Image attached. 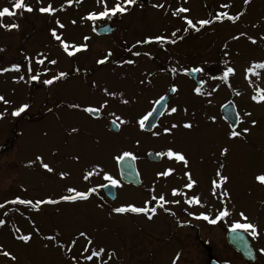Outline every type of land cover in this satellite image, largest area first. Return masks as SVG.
<instances>
[{"label": "rangeland", "instance_id": "rangeland-1", "mask_svg": "<svg viewBox=\"0 0 264 264\" xmlns=\"http://www.w3.org/2000/svg\"><path fill=\"white\" fill-rule=\"evenodd\" d=\"M25 2L33 7V12H18L13 18H3V23L14 22L19 28L12 31L0 29V48L4 49L0 52V68H11L18 63L20 50H23V56L28 54L33 57L38 53V58L46 57L45 64L38 65L37 70L31 65L33 74L43 73L35 83L37 90L34 94L38 101L48 94V89L42 90L43 80L49 77V69L54 65L48 64L47 61H62L59 42L49 38L50 30L56 28L57 19L65 26L63 29H57V33L64 40L76 45L87 44L88 51L75 55L77 59L82 57L81 60L93 64L102 58L103 51L116 49L117 44L114 45L113 42L120 45L126 39L125 41L133 46L137 41L149 37L167 36L170 31L167 30L168 26L172 30L180 26L183 48L194 50V54L190 53L191 56L184 54L185 60L189 57L186 61H190L194 55L193 59L204 63L206 74L212 77L205 80L202 88L204 95H197L193 85L179 78L177 82L180 92L171 102L177 112L159 119L155 130L145 134L137 120L145 114L149 100L164 91L167 80L161 78L141 81L139 77L133 78V73L125 66L115 82L105 80L102 83L104 89L116 93L115 98L110 97L111 101L107 102L105 109L126 121L120 125L118 133L113 134L108 130L107 122L114 119L113 115L92 120L82 113H70L62 119L63 130L66 128L65 136L56 120L47 114V108L42 112V115H45L35 122L25 123L26 121L20 119V115L13 116L12 112L18 110L23 101H26V82L29 76L22 66L20 72L9 71L0 74V96L8 101L7 104L0 102V145L6 143L8 133L15 143L9 152L4 150L0 153V174L9 172L18 179L20 187L16 189L17 197L32 201L58 199L60 195L65 194V189L69 186L86 191L89 187L107 183L108 181L103 179L105 172L117 179L115 158L124 151H129L139 158L149 149L161 152L173 149L186 157L188 165L185 168L181 163L173 161L177 163L175 171L178 176L167 183L179 185L178 191L182 195L199 197L202 206L195 207L194 215L205 213L214 218L221 208L226 207L230 215L224 219L227 226L231 227L239 220V213L243 212L261 232V236L254 240L255 245L259 249L264 248V186L255 180L256 175L264 173V102L255 103L250 99L255 87L264 89V69L256 70L260 73L259 79L253 75L245 79L246 68L254 62H264V39H261L264 37V0H250L248 5H245L243 0H138L123 16L118 14L108 18L115 23V31L110 37H98L93 31L95 23L82 20L89 12L102 10L96 0H81L80 3L73 0L71 6L67 5L66 0ZM113 2L114 0H108L109 6ZM11 3L12 0H0V9L11 8ZM48 3L58 9L53 16L41 14L36 10ZM161 3L164 8L152 7L153 4ZM221 4H230L231 7L221 9ZM61 6L62 11L59 10ZM181 6L189 9V12L181 15L194 22L199 19H213L214 14L219 11L243 15L235 23L224 20L206 25L198 32H183L184 22L171 15L175 8ZM72 21H75V24ZM85 36L89 37L87 41L84 40ZM234 36L239 39H233ZM248 37H252L257 43L252 44ZM154 44L136 45L137 51H151L156 46ZM21 57L22 54L19 59ZM131 60L135 61L131 68L150 69V65L140 58L135 60L133 56ZM226 67L235 69V74L229 76L227 84L220 79ZM44 69H47L46 73ZM20 75L25 77L24 81L14 82ZM249 81L252 86H249ZM213 88H216V91H212ZM209 92L210 96L207 95ZM237 92L240 95H237ZM187 97L191 99L187 100ZM123 100L128 103H123ZM226 102L235 105L240 118L236 130L249 129L242 138H228L230 129L220 116V108ZM245 112L251 115L245 116ZM252 121L256 122L255 126ZM173 123L178 127L165 134L163 129ZM183 123H191L192 127L185 129L182 127ZM73 129L76 131L73 132ZM222 148L228 149L226 156L220 155ZM38 155L44 163L53 168L52 173L42 169L39 162H36ZM30 161L33 162L31 165ZM218 164L223 167L218 168ZM9 165H15L16 170H6ZM138 166L144 180L153 182L152 173L155 167L148 166L142 160L138 161ZM94 168L100 169V173L84 181L83 174ZM218 170L228 178L216 190L217 193H229L228 197L223 198V204L221 199L213 196L211 192V182L219 179L216 176ZM185 171L196 181L192 189L185 187ZM61 172L68 173L65 179H60ZM1 178L3 182L9 179L8 176ZM2 190L3 184H0V193ZM116 194V201L111 206L113 209L129 204L143 206L147 200L140 190L120 183ZM113 209L105 210L97 206L96 202L90 201L43 204L39 211L24 205H16L12 209L2 211L0 209V219L6 221V224L0 227V248L16 256L15 262L0 256V264H72L71 258H80V252L86 243L78 236L80 232L90 236L93 245L115 253L109 264H172L173 259L184 247L177 239L185 231L175 224L178 218L176 214L157 213L148 220L142 214H117ZM16 228L21 230L20 234H31L32 239L28 244L14 238ZM57 233V241L69 246L71 240L76 238V244L70 252L57 247L56 241L44 239L45 236ZM193 260L194 264H206L201 257H179L176 264H192ZM81 264H84L82 259Z\"/></svg>", "mask_w": 264, "mask_h": 264}, {"label": "flooded vegetation", "instance_id": "flooded-vegetation-1", "mask_svg": "<svg viewBox=\"0 0 264 264\" xmlns=\"http://www.w3.org/2000/svg\"><path fill=\"white\" fill-rule=\"evenodd\" d=\"M177 29H180V26H178L175 30ZM167 30H170L168 35H170L172 31H175L172 30V28H170L169 26ZM181 33V31L177 32V42L175 44H164L163 46H161L155 43V48L151 51H147L151 54V58L143 55L136 57L132 55V53L136 52L138 47H133L132 45L117 46L115 45L116 42L112 41L116 49L112 48V50H105L103 52L104 56L109 51H111L112 53V55L108 58V61L103 65H97L96 63L93 64L87 62L86 60H81L82 57H79L77 59L75 55L84 54L87 52V50L80 51L78 54H75L72 57H68L63 52V50L60 49L62 61L55 64L58 65V67L54 65L49 69L48 78H52L59 72L67 73L66 77L54 81L52 85H44L42 90L48 89V94L44 98L39 99V101L37 100V98H35L34 94V92H36L37 90V88L35 87V83L37 81H30L28 77L26 82V101H23V103L21 104V106L28 105V107L24 112L20 114V119L26 121L25 123H28V121L35 122L45 115H42V112L47 108V114L51 115L56 120V122L62 128L63 134L67 136L64 133L66 132V128L65 130H63L64 122L62 119L64 115H68L70 113H82L92 120H98L101 117L110 116V113L105 108H103L100 113L96 114V116L89 115L82 109L87 106L98 107L105 100H107V102L111 101L110 97L104 96V88L102 83L105 80H108L111 83L115 82L116 78L119 77V74L121 75V70L125 69V66H127V68L133 73V78L139 77L141 81H149L151 79L156 80L161 78L167 80L163 89L164 91L156 95L154 99L149 100V106L145 114L149 113L152 110L155 101L171 91V88L173 86L177 87V92L173 93L171 91L166 103L165 110L163 111L159 119L163 118L164 116L169 114V110L172 107L171 102L178 96L180 92V85H178L177 82L179 78H183L195 88L197 87V83L190 77L186 76L183 72V69H191L193 67L202 68L203 71L198 73L197 76V81L200 83L199 87L202 88L205 84V80L209 79V77H212L211 75L208 76V74H206V67L204 63H199L198 61L193 59L194 55L192 56V59H190V61H186L189 57H187L185 60L184 54L186 53L191 56L190 53H193L194 50L185 48V51V49L183 48L184 46H182L181 44ZM191 48H193V46ZM128 49H131V51H128ZM19 54H22V57L20 59L18 55L19 65L27 71L29 61L26 60L25 57H29V55L25 54V56H23V50H20ZM103 55L102 58L104 57ZM133 56L135 57V60H137V58H140L142 61L147 62L150 65V69L138 70L131 68V65L124 63L125 60L132 59ZM38 57V53H36V56L29 57L32 60L31 65L35 70H37L38 66V64L36 63V59H38ZM172 68H176L177 72L172 73ZM77 69L79 71H77ZM201 82H203L202 85ZM190 99L191 98L187 97V100ZM71 105H79L80 107H71ZM13 127L14 129H16L15 124H13ZM5 141L6 143L0 145V153H2L4 150H6L7 153L8 150L14 148L15 146V143L10 138V133H8V137L5 138ZM158 152L161 151L149 149L141 154L139 158L135 159V167L139 177V186H128L143 192L147 199L151 194H155L157 196L163 194L166 200L180 201V203L166 204L165 208H167L168 211L157 208V213L166 215H173L171 213H174V215L176 214L178 218L175 216L177 218L175 224L179 226L178 228H181L183 231H185V233L181 235V237L177 238L181 243L184 244V247H182V249L180 250L179 257H201L204 259L206 264H208L210 260H214V264H264V256L260 255L259 248L255 245V241L251 238V236L248 235V233L243 231L248 238L250 247L253 250V255L249 254V257H243L241 254L234 251L226 241L227 232L231 229V227L227 226L224 218L218 220L216 224H209L207 221H204L202 219L196 220L194 218V213L198 205L189 206L188 204L184 203V201L186 199H189L190 196L180 195L174 197L171 195V191L173 189L178 188L177 190H180L179 185H168L167 183L171 179H177L178 175L176 171H174L168 177H158L157 173L167 168L175 169L177 163H173L174 160H169L168 158L161 156L156 162L149 161L147 159V154H156ZM141 160L143 161V163L148 164V166L155 167L152 173L154 181L151 183H148L144 180L143 174L141 173V170L138 166V161ZM221 165L222 164H218V168L221 167ZM9 166L6 170H9L10 172L16 170L15 165ZM3 176H8L9 179L6 182H3L2 178L0 179V184H3V190L0 193V203H5L6 201H11L17 198L16 189H19L20 187V182L14 174H9V172L0 174V177ZM99 186L100 185L97 186V191L93 193L88 200L82 202H96L97 206L105 208V210H112L113 208L111 206L115 203L116 199L114 202L107 201L102 195V187ZM152 189L155 190L154 193L151 191ZM15 206L16 205L11 203H5V207L1 209V211L4 209H12ZM149 206L155 207L156 204L155 202H152ZM189 213H191L192 215H189ZM192 264H194V260L192 261Z\"/></svg>", "mask_w": 264, "mask_h": 264}, {"label": "snow or ice", "instance_id": "snow-or-ice-1", "mask_svg": "<svg viewBox=\"0 0 264 264\" xmlns=\"http://www.w3.org/2000/svg\"><path fill=\"white\" fill-rule=\"evenodd\" d=\"M38 3H40V0H37ZM81 0H76V3H80ZM97 4L100 6V8L102 9L99 12H89L86 16L82 17V20H89V21H95L98 19H103V18H111V17H115L118 14L123 16L124 14H126L133 6H135L138 2V0H114V2L112 3L111 6H109L108 0H96ZM245 5H248L250 3V0H243ZM67 5L71 6V4L73 3V0H66ZM153 8H164V4H153L152 5ZM231 5L230 4H221L220 8L221 9H228L230 8ZM33 7L30 4H27L25 2V0H12L11 3V8L9 7H3L2 9H0V29H4L5 31H12L13 29H18L19 25L17 23H3V18L4 17H13L16 16L17 13H23V12H28L31 13L33 12ZM39 13L41 14H47L49 16H53L58 9L53 7V5L51 3H48L46 6H42L39 7L38 9H36ZM60 11L63 10V6L60 7L59 9ZM189 12L188 8L185 7H177L175 8L172 12L171 15L173 17H177L179 19H181L184 24L185 27L182 29L183 32H188L189 30H193V31H200L203 27H205L206 25H211L213 22H223L224 20L230 21L232 23L237 22L240 19V16L243 15V13H239L237 15H231L229 14V12L227 11H219L216 12L214 14L213 19H199L196 20L195 22L188 18L187 16L181 15L183 13H187ZM56 28H53L50 30V35L51 37L59 42V46L60 48L63 50V52L68 56V57H72L73 55H75L76 53L80 52V51H84L87 50V44H81V45H76L74 43H69L66 40H64L62 38L61 35H59L57 33V29H63L65 26L64 24H62L60 22L59 19L56 20ZM73 24H75V21H72ZM93 31H95V29H93ZM181 31V29H177L175 31H172L170 33V35H157L155 37H149L146 38L142 41H137L136 45H140V44H152V43H156L159 44L161 46H163L164 44H175L177 42V32ZM89 39V37L85 36L84 40L87 41ZM233 39H239V37L234 36ZM248 39L250 40V42L252 44H256L257 41L255 39H253L252 37H248ZM261 39H264V37H261ZM136 45H133V47H136ZM4 51V49L0 48V52ZM128 51H131V49H128ZM41 56L43 54H40ZM112 55L111 51H109L103 58L98 59L96 61L97 65H103L108 61V58ZM132 55L139 57L141 55L143 56H148L149 58H151V54L147 51L145 52H133ZM225 55H227V53H225ZM26 60L29 61L28 67H27V72L29 75V80L30 81H37L39 79L40 73L37 74H33V70L31 67V58L29 57H25ZM45 58H39L36 59V63L38 65H44L45 64ZM48 64L51 65H55L57 63L56 60H48L47 61ZM124 63L129 64V65H133L135 64L134 60L128 59L125 60ZM257 69H264V62H254L252 63L248 68L245 69V79L247 80L249 75H253L256 76L257 79H259V75L260 73L258 71H256ZM9 71H16V72H20V65L19 64H14L12 65L11 68H0V74L3 73H7ZM77 71H79L77 69ZM203 69L200 67H193L191 69H183V72L185 74L191 72V73H200L202 72ZM44 72H47V69H44ZM172 73H176L177 69L176 68H172L171 69ZM235 74V69L233 67H226L225 70L223 71V75L220 77V79L227 84L228 83V78L230 75H234ZM67 73L65 72H59L57 75H54L52 78H48V79H44L43 80V84L44 85H52L54 83V81L59 80L61 78L66 77ZM25 77L23 75H20L19 77L14 79V82H20V81H24ZM213 79H215V77H213ZM203 84V82H201V85ZM249 86H252V82L249 81ZM171 91L173 93L177 92L178 89L176 86H173L171 88ZM195 93L197 95H204L205 93L202 92V87H196L194 89ZM212 91H216V88H213ZM103 93L105 96H109L112 98H115L116 93H112L109 92L107 89L103 90ZM237 95H240L239 92L236 93ZM207 95H211V92L207 93ZM250 99L255 102V103H261L264 102V89H261L259 87H255L254 88V93L251 95ZM165 100L164 96H161L157 101H155V103L157 104H162V102ZM0 102H3L5 104L8 103L7 100L4 99L3 96H0ZM123 103L127 104L128 101L127 100H123ZM210 103V101H209ZM107 106V100H105L104 102H102L98 107H92V106H87L84 107L82 110L89 114V115H93V114H98L102 111L103 108H105ZM28 107V105H23L21 106L18 110L13 111L12 115L13 116H19L22 112L25 111V109ZM71 107H76L79 108V105H71ZM177 112V108L176 107H171L169 110V114H174ZM110 115L114 116V119H112L111 124L114 128L119 129L121 124L126 123L125 120H123L120 116H116L114 113H111ZM152 115L151 112L143 115L142 117H140L137 120V124L139 125L140 129L143 130L145 127V121L149 120V117ZM245 116H249L251 115V113L245 112L244 113ZM237 119L239 120L240 118L237 117ZM214 121V118H213ZM253 126H255V121L251 122ZM178 125L173 123L171 124L170 127L164 128L163 131L165 134H168L171 132L172 129L177 128ZM183 128L185 129H190L192 127L191 123H183L182 125ZM73 132L76 131V129L72 130ZM249 132L248 128H244L240 131H237L235 128H231L230 131L228 132V138L231 139H237V138H242L243 136H245L247 133ZM153 135H158V133H153ZM228 153V149L227 148H222L220 151V155L221 156H226ZM157 156H161V157H167L169 160H174L177 163H181L185 168L188 165V161L186 159V157L179 152H176L173 149H168L166 151L163 152H158L156 153ZM137 157L134 156L131 152L129 151H124L121 155L117 156L115 159L117 161V163H122L125 160H135ZM36 162H39L40 167L42 169H44L45 171H47L48 173H52L53 172V168L49 166V164L44 163L43 159L41 156H36L35 158ZM31 163L33 162H29V165H31ZM221 167H223V165H221ZM100 169L98 168H94L93 170H89L87 172H85L82 176V179L84 181H88L93 175H98L100 173ZM175 171V169L173 168H167L164 169L160 172L157 173L158 177H168L170 176L173 172ZM68 173L65 172H61L59 173V177L60 179H65L67 177ZM184 176L187 177V181L185 184V187L188 189H192L194 187V185L196 184V181H194L191 178V174L187 171L184 172ZM216 176L219 178L218 180H213L211 182V192L213 196H218V198L221 199V203L223 204V198H226L229 196V193L226 191H223L221 193H217V189H219L221 187V185L223 183H225L227 181V177L221 175L220 171L216 172ZM103 179L105 181H108L109 184L113 187H117L119 186V181L117 179H115L112 175L108 174V173H104L103 174ZM255 180L261 185L264 186V173L258 174L255 176ZM99 187H104V185H100ZM97 191V187H89L86 191H80L75 187H67L65 189V194H62L58 197V199H53V198H47V199H42V200H35L32 201L30 199H23L20 197H17L11 201H6L5 203H11V204H15V205H24V206H31V208L34 211H39L40 210V206L43 204H58L61 202H66V203H75L77 201H85L88 200L89 197L95 193ZM154 193V189L151 190ZM171 195L172 196H180L182 195V193L180 191H178L177 189H173L171 191ZM155 202L156 206L155 207H150L149 205ZM5 203H0V209H3L5 207ZM168 203H180L179 200H173V201H169L166 200L165 196L163 194H160L159 196L155 195V194H151L149 196V198L147 200H145L143 206H136V205H124V206H119L113 209V211L117 214H125V213H131V214H136V215H143L145 216L148 220H151L153 218V216H155L157 214V208L163 209L164 211H168L167 208H165V205ZM184 203L188 204L189 206L192 205H201V201L199 199L198 196H192L189 199H186L184 201ZM174 215V213H171ZM5 215H7V213L5 212ZM189 215H192L191 213H189ZM230 215L229 210L226 207L221 208L217 214L215 215V218H210V216L208 214L205 213H200L199 215L194 216L195 219H202L204 221H207L209 224H216L218 220L223 219L224 217H227ZM6 224V221L4 219H0V227H3ZM233 233H236L238 230H242L246 233H248L249 236H251V238L253 240L258 239L261 236V232L258 229V226L252 222H250L248 220V217L243 213L240 212L239 213V220L237 222H234L231 225V229H230ZM21 230L19 228H16L15 233H14V238L18 241H21L23 244H28L31 239L32 236L31 234H20ZM59 235V233H57L56 235H48L45 236L44 239L48 240V241H56V246L62 249H66L67 251H71L72 247L75 246L76 244V238H73L71 240V246L66 245L64 243H60L59 241H57V236ZM79 237H82L86 243L84 245V247L82 248L81 252H80V258L77 257H72V264H81V259L83 260L84 264H109V261L114 257L115 253L114 252H109L107 251L104 247L101 246H95L93 245V241L91 239L90 236H88L85 232H80L78 234ZM45 247H47V245H45ZM259 253L261 256H264V248L259 249ZM0 256H3L13 262H15L16 260V256L13 255L11 252L4 250L2 248H0ZM179 259V254H177V256L173 259L172 264H176V261Z\"/></svg>", "mask_w": 264, "mask_h": 264}, {"label": "water", "instance_id": "water-1", "mask_svg": "<svg viewBox=\"0 0 264 264\" xmlns=\"http://www.w3.org/2000/svg\"><path fill=\"white\" fill-rule=\"evenodd\" d=\"M114 28L110 25H104L99 27L96 30L97 35H110L113 32ZM197 73H194L193 77H196ZM171 91L168 92L165 100L162 104H155L153 110L151 111L152 115L149 117L148 121H145V127L143 131L151 132L158 120V118L163 113V110L166 105V101L170 96ZM223 120L226 121L231 128H236L238 119L235 106L231 102H227L220 110ZM110 131L116 133L119 129H116L110 123L109 125ZM160 156L149 154L148 160L151 161H158ZM117 169L119 174V179L124 184H132L135 186H139V179L138 175L134 166V160H125L122 163H117ZM103 194L104 196L110 200L114 201L115 199V187L111 186L109 183L103 187ZM227 243L238 253H240L243 257H249V254L253 255V251L251 250L250 244L245 236V234L241 231H237L233 233L229 231L226 236ZM213 261H210V264H213Z\"/></svg>", "mask_w": 264, "mask_h": 264}]
</instances>
